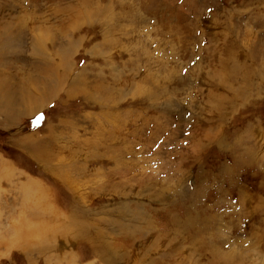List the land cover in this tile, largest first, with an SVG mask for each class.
Instances as JSON below:
<instances>
[{"label": "rangeland", "instance_id": "rangeland-1", "mask_svg": "<svg viewBox=\"0 0 264 264\" xmlns=\"http://www.w3.org/2000/svg\"><path fill=\"white\" fill-rule=\"evenodd\" d=\"M110 257L264 264V0H0V264Z\"/></svg>", "mask_w": 264, "mask_h": 264}, {"label": "bare ground", "instance_id": "bare-ground-1", "mask_svg": "<svg viewBox=\"0 0 264 264\" xmlns=\"http://www.w3.org/2000/svg\"><path fill=\"white\" fill-rule=\"evenodd\" d=\"M86 2V1H85ZM84 4V3H83ZM86 4V3H85ZM69 15H74V16H76L75 14H74V11L73 10H71L70 12H69ZM9 18V17H8ZM14 19V18H13ZM8 21V20H7ZM47 21V20H46ZM16 22H18V21H16ZM14 23V22H13ZM33 24V23H32ZM15 25V24H14ZM26 25V24H25ZM23 27V26H22ZM27 27H29V25L27 26ZM26 28V27H25ZM36 28H38V26L36 27ZM19 29V28H18ZM48 29V28H47ZM23 31V30H22ZM13 33V32H12ZM61 33V32H60ZM64 33H66V32H64ZM62 34V33H61ZM60 34V35H61ZM5 35V34H4ZM20 35V34H19ZM43 35H44V33H43ZM64 35V34H63ZM62 37V36H61ZM40 39H41V37H40ZM40 44V43H39ZM36 46V45H35ZM40 47H41V45H39ZM45 46V45H44ZM43 49V48H42ZM50 55V54H49ZM44 60V59H43ZM48 62V61H47ZM55 63V62H54ZM47 64H49V62L47 63ZM50 65V64H49ZM57 65V64H56ZM52 66V65H51ZM56 67H59V66H56ZM49 68H51V67H49ZM46 69H48V68H46ZM55 69V68H54ZM57 69V68H56ZM233 70L236 72L237 71V69H235V68H233ZM48 71V70H47ZM50 71V70H49ZM53 71V70H52ZM46 72V71H45ZM44 72V73H45ZM50 73V72H49ZM8 74V73H7ZM9 74H10V72H9ZM51 74V73H50ZM68 75V74H67ZM48 76V78H49V75H47ZM65 76V75H64ZM69 76V75H68ZM3 77V76H2ZM4 78V77H3ZM45 78V77H44ZM68 78V77H67ZM69 78H70V76H69ZM242 79V78H241ZM5 80H7V79H5ZM69 80V79H68ZM240 80V79H239ZM47 81H49V80H47ZM61 81V80H60ZM7 82H9V81H7ZM48 83V82H47ZM19 86V85H18ZM18 86H15V87H18ZM36 87V86H35ZM252 87V86H251ZM253 88H255V87H253ZM20 89V88H19ZM239 89V88H238ZM21 90V89H20ZM19 90V91H20ZM249 91V90H248ZM247 91V92H248ZM21 92V91H20ZM252 92V91H251ZM21 94H19V96H20ZM42 96V95H41ZM18 97V96H17ZM19 99V98H18ZM17 99V100H18ZM14 101V100H13ZM15 101H16V99H15ZM15 101H14V103H15ZM26 101H28V100H26ZM11 102V101H10ZM9 102V103H10ZM30 102V101H29ZM30 104V103H29ZM63 175V174H62ZM87 214V213H86ZM79 219H77V220H75V224H73V227L77 230V233H78V235L80 236V237H89L88 235H89V231H90V228L89 227H91L90 225H88V224H81L79 221H78ZM48 221V220H47ZM92 229V228H91ZM173 232V231H172ZM92 237V236H91ZM182 239H185V238H182ZM104 241H105V239H104ZM61 246V245H60ZM144 248V247H143ZM104 250L106 249V248H103ZM109 249H111V248H109ZM103 250V252H105ZM112 251V250H111ZM115 251L117 252V250L115 249ZM180 251H183V250H181L180 249ZM190 251V250H189ZM188 252V251H187ZM114 253V252H113ZM191 253V252H190ZM122 254V253H121ZM192 254H194L193 252H192ZM115 255H116V253H115ZM114 255V256H115ZM138 255V254H137ZM137 255H136V257H137ZM113 256V255H112ZM119 259V258H118ZM115 260V262H113ZM177 261L175 262V264H180V261L178 260V259H176ZM109 261H111V263L112 264H120L119 262H117L116 261V259L114 258H109ZM119 261H120V259H119ZM128 262V260H125L124 261V263L126 264L127 262ZM129 264H134L133 262H131V263H129ZM135 264H137V262H135Z\"/></svg>", "mask_w": 264, "mask_h": 264}, {"label": "snow or ice", "instance_id": "snow-or-ice-1", "mask_svg": "<svg viewBox=\"0 0 264 264\" xmlns=\"http://www.w3.org/2000/svg\"><path fill=\"white\" fill-rule=\"evenodd\" d=\"M209 11H211V9H209Z\"/></svg>", "mask_w": 264, "mask_h": 264}]
</instances>
